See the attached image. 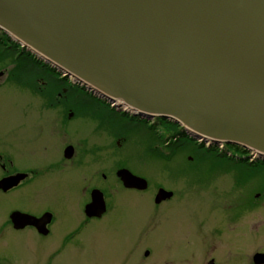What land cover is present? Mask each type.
I'll use <instances>...</instances> for the list:
<instances>
[{"label":"rangeland","instance_id":"rangeland-1","mask_svg":"<svg viewBox=\"0 0 264 264\" xmlns=\"http://www.w3.org/2000/svg\"><path fill=\"white\" fill-rule=\"evenodd\" d=\"M0 73V163L11 159L19 170L61 163L53 120L63 121L60 148L74 143L80 156L75 170H42L31 185L0 191V264H151L198 251L216 253L219 264H252V255L264 252V159L241 147L210 146L166 119L124 111L1 30ZM182 142L211 147L220 157L211 154V166L190 150L173 154ZM121 165L148 180L146 192L118 188L105 214L64 242L88 201L90 179L84 178L106 172L112 186ZM160 188L175 197L156 209ZM14 210L53 212L50 234L14 229L8 220Z\"/></svg>","mask_w":264,"mask_h":264},{"label":"water","instance_id":"water-1","mask_svg":"<svg viewBox=\"0 0 264 264\" xmlns=\"http://www.w3.org/2000/svg\"><path fill=\"white\" fill-rule=\"evenodd\" d=\"M0 30L124 111L264 159V0H0ZM116 175L126 188L148 186L126 168ZM25 177H4L0 189ZM171 195L160 188L154 202ZM105 209L93 189L85 215ZM9 219L45 234L51 214ZM253 262L264 264V253Z\"/></svg>","mask_w":264,"mask_h":264},{"label":"flooded vegetation","instance_id":"flooded-vegetation-1","mask_svg":"<svg viewBox=\"0 0 264 264\" xmlns=\"http://www.w3.org/2000/svg\"><path fill=\"white\" fill-rule=\"evenodd\" d=\"M59 101H61V100H57V101H55V103L59 102ZM127 117H128L127 115H123L121 118H127ZM127 119H129V118H127ZM62 122L63 121H61V120L60 121H56V120L52 121L53 126H55V128H57L59 131L61 130V123ZM59 131H57V135H59V140H60L58 154L60 156L61 163H58L57 160L56 161H49L48 160V161H45V162L42 163L45 166L44 169L38 170V169H34L32 167H28V168H26V170H19V169L14 167V164L11 161V159H7L6 161H3L2 163H0V179H2L4 177H7V176H10V175H13V174H16L18 172L26 173L27 176L25 177V179L20 181L17 186H15V187L7 190V191H3L2 189H0L1 192L6 193V192H9L11 190L18 189V188H20L22 186L31 185L32 182L35 179L38 178V175H39L40 172H42V170H44L46 172H48V171L52 172V170H54V169H58L59 170V169H65L66 168L65 169L66 171H72V170H75L76 167H78L77 165H79L80 156L78 154V150L75 147V144L74 143H66L61 149L60 146H61V143H62V137H61ZM66 149H68V150L66 151ZM210 149H211V147L196 148V149L193 148V150H192L193 152L192 151L191 152L195 155L193 158H195L196 156H200L202 154V155H205V158H203V160H208V161H210L209 158H212L211 154L220 157L218 153H214ZM241 150L245 151L244 149H241ZM247 153H249V152L246 151L245 155L249 156L250 154H247ZM234 156L239 157V153H237V151H235L234 152ZM252 156L255 157V154H252ZM1 159H2V157L0 156V160ZM210 162L208 164H210ZM237 162H240V161H237ZM244 163L251 167V165L249 164L250 162L248 161V159ZM210 165L211 166L213 165L212 162H211ZM121 167H125V166L121 165V166H118V168H116V169L114 168L115 184L112 185V186L105 184L106 182H108V179H109L108 178L109 176H107L106 172H102L100 174V177H99V174L96 173V171H94L93 173L90 174V177L84 178L85 180L86 179H90L89 180L90 183H87L88 186L90 187V189L88 191V201L87 202L90 201V198H91L90 192L93 189L100 190L102 192V195H103V198H104V201H105V207H106L105 212H106L108 210V206H109L108 205L109 199L112 197V195L114 193L117 192L118 188H123L125 190L141 192V193L142 192H146L147 189L146 190H137V189H133V188H126L122 184L120 179L116 176V171L119 168H121ZM14 168H15V170H14ZM125 168H127V167H125ZM251 168L253 170H255L254 167H251ZM127 169L129 171H131L134 175L140 176V175L136 174L135 172H133L132 170H130L129 168H127ZM104 185H106V186L104 188H102V186H104ZM156 192H157V190H156ZM156 192H155V194H156ZM155 194H154V196H155ZM174 197H175V193L173 191V195L171 197H169V198H167V199H165V200H163V201H161L159 203H153V204H154L155 208L158 209V207L162 206L164 203L170 202ZM243 208H245V207H243ZM252 208H253V201H248V205H247V208H246L247 211L252 210ZM105 212L103 213V215L105 214ZM44 213H46V212H42L40 215H35V216L39 217V216H41ZM50 213L52 214V216H51L50 222L46 226L47 231H46L45 234H40V235L46 236V235L50 234V226H51V224L54 221V214H53V212H50ZM93 218H96V217H87L85 215L84 211L82 210V220L80 221L79 225L75 229H73V231H71L70 234H68V236L64 239V242L65 241L68 242L69 239L72 240V239L76 238V236H78L79 233H80L81 227L84 224H88ZM29 227H31L32 229H34L37 232V230L34 227H32V226H29ZM201 240L204 241V237H201ZM62 243L63 242H61L60 245H62ZM147 255H149L148 252H147L146 256ZM182 256H183L182 258H179L178 256L172 257V259H170V260L169 259L168 260H159V261L158 260L157 261L153 260V262L151 264H209L211 262H213V264H219L218 263L219 262V257L214 252L202 253V252L198 251V253L195 254V255L192 254V255L188 256L185 253ZM186 256H188V257H186ZM136 264H141V263L139 262V263H136ZM252 264H254V263L252 262Z\"/></svg>","mask_w":264,"mask_h":264},{"label":"trees","instance_id":"trees-1","mask_svg":"<svg viewBox=\"0 0 264 264\" xmlns=\"http://www.w3.org/2000/svg\"><path fill=\"white\" fill-rule=\"evenodd\" d=\"M2 56V55H1ZM113 124L114 125H117L116 124V122H113ZM149 140V139H148ZM231 147H238L237 145H235V146H231ZM190 150V152L193 150V148L192 147H190V146H186V143L185 142H182V144H179V145H177L176 147H175V150L173 151V154H175V153H177L178 151H180V150Z\"/></svg>","mask_w":264,"mask_h":264},{"label":"bare ground","instance_id":"bare-ground-1","mask_svg":"<svg viewBox=\"0 0 264 264\" xmlns=\"http://www.w3.org/2000/svg\"><path fill=\"white\" fill-rule=\"evenodd\" d=\"M12 40V39H11ZM14 41V40H13ZM162 119V118H161ZM168 121H171V120H168ZM173 122V121H171ZM179 129H181L182 132H184L186 135H190V136H194V134H192L191 132L187 131L184 127H182L181 125L178 126ZM199 141H201V139H198Z\"/></svg>","mask_w":264,"mask_h":264}]
</instances>
